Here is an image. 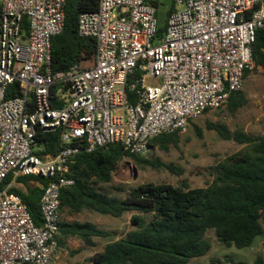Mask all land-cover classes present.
Returning a JSON list of instances; mask_svg holds the SVG:
<instances>
[{
	"label": "built area",
	"instance_id": "1",
	"mask_svg": "<svg viewBox=\"0 0 264 264\" xmlns=\"http://www.w3.org/2000/svg\"><path fill=\"white\" fill-rule=\"evenodd\" d=\"M172 1L157 39L149 0H100L78 23L79 36L97 43L93 65L53 73L51 41L63 32L66 0H0V187L9 175L12 184L51 180L40 227L17 195L0 190V264H55L60 193L74 185L66 175L76 156L119 144L143 157L154 139L224 108L257 70L252 45L264 27V0ZM136 70L140 78L128 84ZM39 131L60 132L56 156L36 154Z\"/></svg>",
	"mask_w": 264,
	"mask_h": 264
},
{
	"label": "trees",
	"instance_id": "2",
	"mask_svg": "<svg viewBox=\"0 0 264 264\" xmlns=\"http://www.w3.org/2000/svg\"><path fill=\"white\" fill-rule=\"evenodd\" d=\"M100 0H66L63 32L51 41L53 73H65L74 66L89 69L96 58L97 43L81 38L78 34L79 17L98 10ZM175 11L174 5L168 18ZM24 19L23 28L28 30ZM166 25L159 28L157 39L163 37ZM252 56L257 69L264 70V27L256 31ZM141 76L136 70L128 84ZM13 86L7 98L14 97ZM55 92V88L52 90ZM128 94V93H127ZM130 97L132 95L128 94ZM243 91L230 96L226 105L235 114L245 105ZM60 107L61 103L52 104ZM207 130L216 132L225 141H234L248 148L227 157L212 168L215 176L211 186L191 189L187 183L181 187L143 184L129 191L124 199L109 196L103 185L109 184L113 174L127 158L140 165L151 164L142 157L131 155L119 144L97 149L91 154L81 153L70 166L67 179L74 185L61 191V211L71 214L92 211L101 215L121 218L132 213L135 229L119 240L109 242L101 252L91 257L88 264H191V260L204 257L211 245L205 239L209 230L215 232L218 242L237 250L251 248L256 239L264 237V135L253 137L242 131L231 133L227 127L210 123ZM198 136L201 130L195 127ZM179 133L167 134L154 139V145L167 150L177 145ZM36 141L42 150L40 157L56 156L60 147V132L37 133ZM174 174H180L172 165L159 164ZM13 175L2 183L0 190L8 189L26 206L36 226L43 223L39 202L44 188L51 180L41 177H18ZM147 216H151L148 219ZM58 245L65 247L68 239H79L88 247H95V239L110 237V233L91 223L66 222L59 225ZM230 264H245L228 259ZM212 260L211 264H218ZM254 264H264L258 257Z\"/></svg>",
	"mask_w": 264,
	"mask_h": 264
},
{
	"label": "rangeland",
	"instance_id": "3",
	"mask_svg": "<svg viewBox=\"0 0 264 264\" xmlns=\"http://www.w3.org/2000/svg\"><path fill=\"white\" fill-rule=\"evenodd\" d=\"M157 8L159 28L165 26L168 12L173 7L172 0H149ZM243 93L245 105L235 114H230L226 106L220 110L209 112L192 121L186 130L179 133L178 144L170 145L167 150L154 145L142 158L151 164L140 165L130 158L125 159L113 174L109 184L103 185L105 192L115 198L124 199L130 190L143 184L170 185L181 187L187 183L191 189L206 188L214 182L212 168L223 162L227 157L246 151L243 145L234 141H225L214 131L207 130L208 122L220 124L231 133L242 131L253 137L264 135V70L257 69L246 78ZM195 127L201 130V136ZM159 164L172 165L180 174H174ZM132 213H125L121 218L101 215L92 211L71 214L68 210L61 211V221L91 223L101 230L110 233L105 239H95V247L86 246L79 239H68L65 247L60 249L55 264H88L94 254L101 252L112 241L119 240L135 229L131 222ZM151 219V216H147ZM205 239L210 243L209 252L201 258L191 260V264H230L228 259L245 264H254L258 257L264 260V237L256 239L248 249L237 250L221 245L213 230H209Z\"/></svg>",
	"mask_w": 264,
	"mask_h": 264
},
{
	"label": "crops",
	"instance_id": "4",
	"mask_svg": "<svg viewBox=\"0 0 264 264\" xmlns=\"http://www.w3.org/2000/svg\"><path fill=\"white\" fill-rule=\"evenodd\" d=\"M96 244V243H95Z\"/></svg>",
	"mask_w": 264,
	"mask_h": 264
}]
</instances>
